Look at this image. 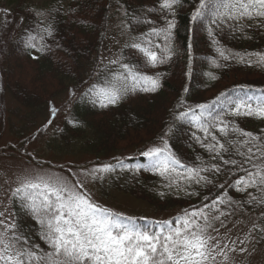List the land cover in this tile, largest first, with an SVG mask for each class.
Returning <instances> with one entry per match:
<instances>
[{"label":"trees","instance_id":"obj_1","mask_svg":"<svg viewBox=\"0 0 264 264\" xmlns=\"http://www.w3.org/2000/svg\"><path fill=\"white\" fill-rule=\"evenodd\" d=\"M198 3L199 0H184L176 10L172 40L174 55L169 62L156 67L146 66L135 49L125 47L122 50L121 57L125 63L137 65L138 71L147 75H159L161 87L154 93L129 94L117 106L102 109L93 105L85 93L91 85L102 84L104 77L110 73L96 72V63H93L90 75L86 68L91 60L96 62L99 58L112 10L121 7L128 30L139 37L150 28L162 25L160 16L149 11L158 6V0H51L41 7L32 0H6L10 8L7 19L17 20L19 25L14 31L16 35L7 37L9 27L3 26V17H0V92H8L26 110L24 118H29L35 112L43 113L62 92L68 90L72 93L74 90L73 117L60 132L51 136L50 140L53 142L55 139L56 142L46 143L47 150L54 154L72 152L93 156L96 163L114 165V171L105 173L107 183L103 186L143 200L155 212L170 214L168 221L174 222L185 210L191 211L210 204L214 198L223 197L235 202L228 207L220 205L229 213L234 210V214L227 219L244 213L252 215L256 224L264 226L261 206L245 203L250 199L249 192L257 198L261 193L251 188L247 192H238L234 188L235 180L245 173L212 159L206 148L193 138V133L203 134L189 121L176 118V114L189 106L207 104L210 105L211 116L219 115L234 127L264 136V119L225 114L234 99L246 95L256 97L264 91V68L222 60L218 61L221 67H214L211 60L216 54L207 32L191 20ZM35 13L42 15L36 16ZM139 18L156 23H138ZM40 21L41 27L51 25L54 29L53 37L45 40L48 50L43 54L24 46L29 33L35 35L39 30L37 24ZM243 23L251 25L243 33L233 32L227 25L223 31H217L220 44L233 52H264V27L251 20ZM260 23L264 24V21ZM189 43H192L191 55ZM33 56L38 58L33 59ZM209 73L216 79H211ZM94 76L97 80L92 81ZM169 128L171 131H168ZM165 131H168L165 139L170 150L185 164L201 166L203 162L206 167L217 163L221 165L219 173H202L211 181L210 184L202 182L200 185L169 187L160 175L149 170L148 161L141 156V152L148 146L161 144L160 137ZM21 132H16V135L24 136ZM215 134L221 142H225L219 132ZM25 146L23 144V149ZM123 151L132 152L128 156H111ZM224 159L242 160L240 156L227 153ZM118 161H123L125 167L121 168ZM244 167L251 168V165ZM187 191L196 194L188 196ZM11 208L18 231L28 237L30 244L47 250L39 236V225L19 208L18 201H11ZM131 220L137 227L156 229L155 221ZM253 234L256 245H264L258 233L254 231Z\"/></svg>","mask_w":264,"mask_h":264},{"label":"snow or ice","instance_id":"obj_2","mask_svg":"<svg viewBox=\"0 0 264 264\" xmlns=\"http://www.w3.org/2000/svg\"><path fill=\"white\" fill-rule=\"evenodd\" d=\"M183 3L184 0H158V6L149 11L160 16L162 25L150 28L148 32L134 38L131 44L125 45L141 55L144 65L156 67L171 60L174 55L172 40L176 28V10ZM191 20L207 32L216 54L211 60L214 67H221L218 61L222 60L264 68V52H233L217 39V31H223L225 25L233 32L241 33L251 27L244 21H255L264 27L260 23L264 21V0H199ZM137 22L156 23L147 18H139ZM41 24L42 21L38 22L39 30L35 35L29 33L24 46L43 54L48 50L45 40L53 37L54 29L51 25L41 27ZM188 48L191 55L192 43H189ZM110 64L117 67L104 77L102 84L97 82L91 85L85 93L93 105L102 109L115 107L129 94L154 93L161 87L159 75L140 72L137 65L124 63L120 58L111 60ZM209 76L216 79L211 73ZM72 95L75 96L74 90ZM180 103L183 106V101ZM209 108L207 104L189 106L176 114V118L189 121L203 134L193 133V138L206 148L212 159L245 173L235 180L234 188L238 192H247L249 188L259 191V198L249 192L250 199L245 203L259 204L264 216V136L234 127L219 115L211 116ZM50 111L54 116L57 110L52 106ZM225 114H244L264 119V91L256 97L246 95L234 99ZM168 131L161 135V144L148 146L141 152V156L148 161L149 170L160 175L169 187L200 185L202 182L210 184L211 181L202 173H219L221 165L217 163L206 167L203 162L201 166L185 164L170 150L165 139ZM215 132H219L225 142H221ZM230 136L237 138L230 139ZM226 153L240 156L242 160L224 159ZM118 164L121 168L125 167L123 161H118ZM246 164L251 165V168L244 167ZM114 170V165L105 164L84 170L83 175L86 179L95 180L100 174ZM15 185L8 199L18 201L19 208L39 225V236L47 250L30 244L28 237L18 231L17 222L10 219L12 213L8 212L5 205L4 210L0 211V264H218L217 256L223 257L224 262L228 260L226 250L236 252L239 248L240 252L246 251L240 245L252 238V231H256L264 240V226L256 223L244 239L238 237L225 242L219 237L215 222L219 221L220 226L224 227L227 217L234 214V210L229 213L220 207L235 204L223 197L214 198L210 204L191 211L185 210L174 222H158L154 230L137 227L130 218L100 206L91 199L79 179L69 180L60 172L41 167L17 177ZM186 194L192 196L196 193L187 191Z\"/></svg>","mask_w":264,"mask_h":264},{"label":"rangeland","instance_id":"obj_3","mask_svg":"<svg viewBox=\"0 0 264 264\" xmlns=\"http://www.w3.org/2000/svg\"><path fill=\"white\" fill-rule=\"evenodd\" d=\"M32 1L41 7V5H47L51 0ZM9 9L6 0H3L0 3V17H3L1 19L3 26H8L10 30L6 36L12 37L16 35L14 31L19 24L15 19H7L6 15ZM136 37L137 35L127 28L124 10L121 7L114 8L110 14L99 58L96 62H93L94 59L91 60L89 67L86 68L87 74L90 75L93 63H96V72L101 71L105 74L117 67L110 64L111 60L120 58L125 63L121 57L122 50ZM95 78L97 80V76H94L92 81H95ZM73 101L72 93L66 90L58 95L43 113L35 112L29 118H24L26 110L20 107L8 92H0V211L4 210L6 205L8 212H12V200L8 199V194L16 186V178L43 167L60 172L69 180L79 179L84 184V190L90 194L94 202L123 217L130 219L141 217L154 220L156 223L167 221L171 217L170 214L155 212L145 201L115 190H109L103 186L107 183L105 173L100 174L99 178L95 180L86 179L83 175L84 170L105 165L96 163L93 156L72 152L54 154L47 150L46 143L50 145V143L56 142L55 139L53 142L50 140L51 136L60 132L67 121H71L74 110ZM52 106L57 110L54 116L50 111ZM20 130H22L21 135H24L22 137L16 135V132H20ZM23 144L26 145L24 149ZM131 152L123 151L111 154V156H128ZM254 223L252 215L237 213L227 219L226 226L221 227L220 222L216 221L215 227L219 228V237L227 242L238 237L244 239L252 230ZM253 233L254 231L251 232L252 238L249 241L240 245V247L246 248V251L240 252L239 248L236 252L226 250L228 260L224 262L223 257L217 256L218 264H264V245H256ZM211 234L217 235L215 232H211ZM229 247L231 248L232 245L230 244Z\"/></svg>","mask_w":264,"mask_h":264}]
</instances>
